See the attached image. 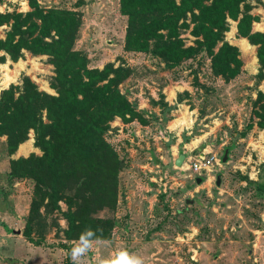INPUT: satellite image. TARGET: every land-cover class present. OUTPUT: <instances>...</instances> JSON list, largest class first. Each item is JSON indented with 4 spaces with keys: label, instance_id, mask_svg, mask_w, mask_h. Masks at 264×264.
I'll return each mask as SVG.
<instances>
[{
    "label": "rangeland",
    "instance_id": "rangeland-1",
    "mask_svg": "<svg viewBox=\"0 0 264 264\" xmlns=\"http://www.w3.org/2000/svg\"><path fill=\"white\" fill-rule=\"evenodd\" d=\"M27 1L0 0V12L26 11ZM36 1L42 8L77 13L73 48L85 55L88 67L110 62L129 69L117 88L145 119L114 117L104 133L121 170L114 210L98 215H112L114 225L82 264H100L121 248L140 254L145 264H264V128L251 117V102L257 91H264V78H255V46L236 36L235 21L228 20L224 38L238 48L241 66L223 81L210 72L203 53L167 67L148 52L126 50L118 0ZM248 1L258 17L251 28L262 31L264 0ZM7 28L0 25V38ZM180 37L185 46L192 44L188 30ZM47 58L23 51L15 61L0 62V90L26 75L39 90L54 94ZM7 73L13 78L4 84ZM32 141L29 130L9 155L5 136H0V264H72L69 253L78 240L63 237V219L58 228H47L38 244L21 234L32 181L10 176V160L39 154ZM226 147L227 160L221 162ZM177 152L185 154L180 166L173 164ZM193 155L218 159L201 174L200 183L187 169Z\"/></svg>",
    "mask_w": 264,
    "mask_h": 264
},
{
    "label": "trees",
    "instance_id": "trees-1",
    "mask_svg": "<svg viewBox=\"0 0 264 264\" xmlns=\"http://www.w3.org/2000/svg\"><path fill=\"white\" fill-rule=\"evenodd\" d=\"M27 3L26 11L0 12V25L8 26L0 38V62L15 61L23 51L47 55L54 94L39 90L26 75L0 90V136H5L7 154L27 139L29 130L40 151L10 160V176L32 181L21 234L38 244L47 228H58L63 219L65 239L78 240L86 227L97 226L103 228L97 238L108 239L114 218L98 212L115 208L121 160L104 133L114 117L145 123L117 88L129 69L110 62L88 67L85 55L73 48L77 13L42 8L36 0ZM118 7L125 17L126 50L148 52L167 67L203 53L210 72L223 81L241 66L238 48L224 38L233 20L236 36L255 46V78H264V29L252 30L258 17L248 0H118ZM185 30L193 37L186 46L180 37ZM251 117L264 128V91L256 92Z\"/></svg>",
    "mask_w": 264,
    "mask_h": 264
},
{
    "label": "clouds",
    "instance_id": "clouds-1",
    "mask_svg": "<svg viewBox=\"0 0 264 264\" xmlns=\"http://www.w3.org/2000/svg\"><path fill=\"white\" fill-rule=\"evenodd\" d=\"M97 233L102 234L103 228L97 226L96 229L86 227L79 236L70 250V258L72 264H82L83 258L93 249L94 244L97 242ZM100 264H145L144 258L127 248H121L115 251L109 258L104 259Z\"/></svg>",
    "mask_w": 264,
    "mask_h": 264
},
{
    "label": "built area",
    "instance_id": "built-area-1",
    "mask_svg": "<svg viewBox=\"0 0 264 264\" xmlns=\"http://www.w3.org/2000/svg\"><path fill=\"white\" fill-rule=\"evenodd\" d=\"M218 159L213 155L210 156H202V155H193L189 158V162L187 164V169L196 175H201L205 170H209L213 168V161L218 164Z\"/></svg>",
    "mask_w": 264,
    "mask_h": 264
},
{
    "label": "water",
    "instance_id": "water-1",
    "mask_svg": "<svg viewBox=\"0 0 264 264\" xmlns=\"http://www.w3.org/2000/svg\"><path fill=\"white\" fill-rule=\"evenodd\" d=\"M227 152H228V148L226 147L223 149V152H222V155L220 158L221 162H225L227 160ZM183 158H184V153L179 152L177 154L176 158L173 160V164L176 166H180ZM202 180H203L202 175H197L194 177L195 183H200ZM214 182L216 185L219 184V182H220L219 174L215 175V181Z\"/></svg>",
    "mask_w": 264,
    "mask_h": 264
},
{
    "label": "bare ground",
    "instance_id": "bare-ground-1",
    "mask_svg": "<svg viewBox=\"0 0 264 264\" xmlns=\"http://www.w3.org/2000/svg\"><path fill=\"white\" fill-rule=\"evenodd\" d=\"M13 76H10L8 73L3 75V83L6 84L8 83L10 80H12ZM213 171V170H211Z\"/></svg>",
    "mask_w": 264,
    "mask_h": 264
},
{
    "label": "crops",
    "instance_id": "crops-1",
    "mask_svg": "<svg viewBox=\"0 0 264 264\" xmlns=\"http://www.w3.org/2000/svg\"><path fill=\"white\" fill-rule=\"evenodd\" d=\"M178 153H179V152H177V153L174 155V159L176 158V156H177ZM184 158H185V154H184ZM174 159H173V160H174Z\"/></svg>",
    "mask_w": 264,
    "mask_h": 264
}]
</instances>
